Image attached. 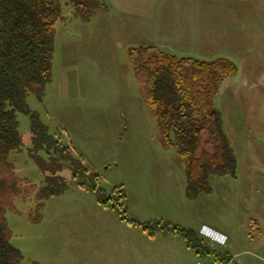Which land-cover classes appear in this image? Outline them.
I'll list each match as a JSON object with an SVG mask.
<instances>
[{"label": "rangeland", "instance_id": "1", "mask_svg": "<svg viewBox=\"0 0 264 264\" xmlns=\"http://www.w3.org/2000/svg\"><path fill=\"white\" fill-rule=\"evenodd\" d=\"M100 1L106 8L84 20L71 0H61L53 80L42 98L28 96L30 109L51 133L73 144L82 163L99 174L106 195L125 188L132 218L179 220L199 231L206 223L228 232L226 244L211 242L215 255L195 252L189 264H224L231 242L237 255L228 264H264V0ZM150 44L179 57H225L238 68L225 77L215 101L236 152L237 175L212 176V192L197 199L186 197L185 163L174 146H163L130 61L131 47ZM18 119L23 145L11 159L22 191L6 205L4 217L10 242L21 252L17 264H51L59 225L104 226L110 219L90 176L78 178L87 182L81 187L69 168L60 172L68 180L65 191L39 195L45 176L30 155L31 118L19 112ZM252 223L262 231L250 232ZM152 248H143L146 264L173 263L168 257L147 259ZM66 250L73 255V242Z\"/></svg>", "mask_w": 264, "mask_h": 264}, {"label": "trees", "instance_id": "2", "mask_svg": "<svg viewBox=\"0 0 264 264\" xmlns=\"http://www.w3.org/2000/svg\"><path fill=\"white\" fill-rule=\"evenodd\" d=\"M71 3L74 13L84 20L106 8L100 0ZM61 16V0H0V264H17L21 258L20 250L10 242L11 230L4 217L6 205L22 191L11 159L12 152L23 145L19 112L31 118L30 155L45 176V185L38 191L41 197L58 195L68 188V180L60 172L69 168L77 181L90 176L99 204L113 209L121 220L141 227L150 236L158 232L181 235L197 254L213 253L214 248L195 229L129 216L125 188L117 187L106 195L99 174L82 163L73 144L51 133L30 109L28 96L34 93L42 98L53 80L56 22ZM129 57L163 146H174L185 163L188 200L211 193L214 175L236 177V152L215 104L221 83L238 69L234 61L179 57L154 44L131 47ZM78 185L86 188L87 182L80 179Z\"/></svg>", "mask_w": 264, "mask_h": 264}, {"label": "crops", "instance_id": "3", "mask_svg": "<svg viewBox=\"0 0 264 264\" xmlns=\"http://www.w3.org/2000/svg\"><path fill=\"white\" fill-rule=\"evenodd\" d=\"M101 208L107 214L103 216L108 217L106 218L108 221L110 219L109 223H102L104 226L95 224L96 222H90L92 224L86 223V221H70L72 223L70 226H67L68 222L59 225V230L62 231L60 232L61 238L57 240L56 251L53 249V253L57 252V254L51 256V264L55 262L57 264H146L147 260L144 262L146 255L143 253V248L146 247L147 243L148 245L150 243L153 245L152 252L148 254L147 259L152 258L155 260L168 257L172 260V264H189L195 258V250L187 245L181 235L158 232L154 236H150L141 227L120 220L113 209L104 206ZM86 210L91 211L90 209ZM94 210H98L97 207H94ZM174 221L180 223L179 220ZM201 226L208 227L216 233L224 234L227 240L230 239L228 232L220 228L221 226H212L206 223ZM251 226L250 232L262 231L260 227H255L253 223ZM201 229L200 231L199 229L196 231L199 232L205 242L210 246L215 245V243L213 244L211 243L212 241L206 239L201 233ZM71 242H73L72 256L66 250V248L71 246ZM235 245L236 243L231 242V254L228 255V258H225L224 264H228L231 257L237 255L235 253ZM211 247L214 248L213 246ZM258 247L257 245L256 248ZM208 254L209 257L215 255V253ZM151 263L153 261H150L148 264ZM162 264L170 263L164 262Z\"/></svg>", "mask_w": 264, "mask_h": 264}, {"label": "built area", "instance_id": "4", "mask_svg": "<svg viewBox=\"0 0 264 264\" xmlns=\"http://www.w3.org/2000/svg\"><path fill=\"white\" fill-rule=\"evenodd\" d=\"M201 233L208 239H211V241H214L215 243L219 244H225L227 241V237L224 234H219L214 231H211L208 227H204L201 230Z\"/></svg>", "mask_w": 264, "mask_h": 264}]
</instances>
